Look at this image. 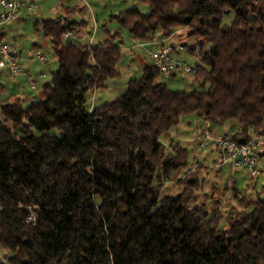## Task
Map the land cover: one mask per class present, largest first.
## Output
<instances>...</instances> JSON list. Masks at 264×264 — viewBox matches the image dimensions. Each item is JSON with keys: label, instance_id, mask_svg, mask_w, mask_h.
<instances>
[{"label": "trees", "instance_id": "16d2710c", "mask_svg": "<svg viewBox=\"0 0 264 264\" xmlns=\"http://www.w3.org/2000/svg\"><path fill=\"white\" fill-rule=\"evenodd\" d=\"M141 2L147 12L112 15L116 30L90 48L85 20L40 22L58 68L41 100L0 104V249L13 252L0 264H264V199L209 211L195 203L196 173L162 196L189 152L160 141L194 113L235 122L238 142L264 138V0ZM178 28L195 39L189 55L199 48L202 90H172L151 63L115 100L87 107L90 90L119 76L123 32L153 43Z\"/></svg>", "mask_w": 264, "mask_h": 264}, {"label": "rangeland", "instance_id": "374dc122", "mask_svg": "<svg viewBox=\"0 0 264 264\" xmlns=\"http://www.w3.org/2000/svg\"><path fill=\"white\" fill-rule=\"evenodd\" d=\"M35 1V2H34ZM34 9L29 13L24 12L20 15L19 20L11 21L5 24H0V33L3 32V41L9 44L11 50L20 56L21 65L23 67L30 68L33 72L37 70H43L45 74V81L50 82L52 79V73L58 68L56 58L53 56L50 47V41L46 38L41 30L40 22L42 19H51L57 16L63 7L70 9L73 17L76 20H85L87 22V28L81 30L83 34H90L95 31L93 44H97L106 37V30L113 32L117 28V22L112 15L118 13L119 11L129 8L131 6H138L142 12L148 11V5L141 0H34ZM234 19V13L232 11L227 12L223 16L222 24L230 25ZM39 22L37 25L36 22ZM123 44L121 45L122 54L120 61L117 64V70L119 71V76L111 79L107 82L106 87L100 89L90 90L87 93V107L101 106L105 103L115 100L118 96L124 93L128 81L138 78L142 74V66L138 60L132 57L130 52H139L143 55L145 59L148 60V55L144 51H149L150 47L140 48L135 47L138 43L134 42L132 38L126 32L122 33ZM168 41L174 43H182L187 47L195 43V39L189 37L187 28H178L173 32ZM45 42V45H44ZM34 44L40 46L42 52L46 55L47 64L34 63L31 60V54L33 53ZM134 44V45H133ZM132 46V47H131ZM132 48V49H130ZM199 48H196L195 55H189L187 52L184 53V60L195 65L196 55L198 54ZM33 63V64H32ZM49 66L47 67V65ZM162 81L172 90H179L190 92L191 90H202V88L193 81V76L178 72L175 79ZM46 82V83H47ZM6 91L3 95H0V104L4 102H10L11 99L9 95L13 92L11 91L10 83L6 85ZM21 87L27 88L26 80L21 81ZM206 84L204 88H207ZM191 115V114H190ZM192 119L189 115L185 116L183 121L178 123L173 127L168 134L161 136L160 141L164 145L170 144L171 140L180 141L188 148V167L186 169H181V173L188 172L193 168L192 171L188 173H196L198 178H204L205 182L203 187L195 192V203L200 205H205L206 208L211 210L219 211L226 214V210H220L227 203L222 199H216L213 197L211 192H207L206 183L209 182L210 176L215 168L212 164L215 161L219 162L217 154L211 152L207 148L200 147L193 140L195 137V130L192 126L188 125L187 122ZM51 134H57L56 130H52ZM170 133V134H169ZM179 144V143H178ZM217 151V150H216ZM200 167H197L196 164ZM237 171V170H236ZM229 168H223L221 173L216 176L215 184L219 187H225L227 180L229 178ZM236 176H239L241 183L239 185V190L247 189L246 173L242 170L237 171ZM187 175V174H186ZM174 177V176H173ZM181 179V178H180ZM177 180L175 182V187L172 189L166 183L162 189L163 195H177L181 191L182 186L178 184ZM215 185V186H216ZM260 193L261 198L264 199V192H261V183L254 185L253 189L248 190L247 194L252 191ZM231 195V194H230ZM243 198L244 201L248 200V196L242 195L236 197L237 203L240 205L241 201L239 199ZM241 207V206H240ZM240 210V209H239ZM13 252L0 249V257L5 258L4 255H11Z\"/></svg>", "mask_w": 264, "mask_h": 264}, {"label": "built area", "instance_id": "2783aa9c", "mask_svg": "<svg viewBox=\"0 0 264 264\" xmlns=\"http://www.w3.org/2000/svg\"><path fill=\"white\" fill-rule=\"evenodd\" d=\"M35 5L33 0H0V24L15 21L20 17L23 8L32 11ZM95 31L82 38L87 46L92 47ZM73 31H66L63 35L65 40L74 38ZM158 47L149 52L153 66L158 68L160 76L165 80L175 78L178 72L195 75L196 67L187 63L183 55L187 52V46L182 43L171 41H155ZM138 46L144 47V43ZM34 62L45 63L46 55L36 49L31 54ZM20 56L11 50L8 43L0 40V70H5L11 77H16L22 71ZM44 73L27 74V83L30 89H36L38 77H44ZM202 128L199 136L201 145L212 144L219 155L220 165H230L236 168L246 169L252 176L257 173V165L261 158V150L264 148V138L261 136H249L245 141L238 142L231 133L217 132L212 122L202 118ZM33 217H29L32 219Z\"/></svg>", "mask_w": 264, "mask_h": 264}, {"label": "crops", "instance_id": "0c3cea01", "mask_svg": "<svg viewBox=\"0 0 264 264\" xmlns=\"http://www.w3.org/2000/svg\"><path fill=\"white\" fill-rule=\"evenodd\" d=\"M23 12L25 14H27L30 11L27 10V8H23L20 15H22ZM57 13H58L57 16L55 18H51V19H56V20L62 21L64 23L69 22V21H78L73 17L72 12L68 8L63 7ZM19 19H20V17L17 20H19ZM81 20H83V19H81ZM86 35H87V33H85V34L82 33V37H84ZM2 37H3V32L0 33V39L1 40L3 39ZM134 42H136V41H134ZM137 43L139 44V42H137ZM138 44L135 47H137ZM44 45H45V42H44ZM138 47L143 48V49L146 47H150L149 51H147V50L144 51L145 53H147L149 61H147V59H145L143 57V55L139 52H133V53L130 52L131 53L130 55L140 62L142 69H143L145 66L151 64L149 52L156 49L158 47V45L153 44V43H144V47H141V46H138ZM36 49H40V46L37 44H34V48H33L32 52H34ZM130 49H132V48H130ZM32 62H34V61H32ZM34 63H39V62H34ZM41 64H47V61L45 63H41ZM21 66H22L21 67L22 71L16 77H11L10 75H8V73L5 70H0V95L4 94V92L6 91V87H7L6 85L9 82L10 83L9 87L11 88V91H13L9 95V98L11 99V101H13L15 99H20L24 104H26V103L41 100L43 97L42 87L47 82L44 80L45 76L44 77H38L36 89H34V90L29 88L28 83H27V88L23 89L21 87V81L26 80V82H27V74H39V73H43V70H37V71L33 72L30 68L23 67V65H21ZM48 66H49V64L47 65V67ZM170 80H173V78ZM185 116H187V115H184L181 117L179 124H180V122L183 121ZM189 116L192 119H190L191 121H188L187 124L192 126L195 130V137L193 140L196 142V144L198 146L203 147V148L208 147L211 150V152L215 151V153L217 154V151H216V148L214 147V145H212L210 143L205 144V145H201L199 143V136H200V132H201L202 124H203L201 119L203 117H201L199 114H196V113L191 114V115L189 114ZM212 126H213L214 130L217 132H226V133H231V134H234V132L237 129L236 123L233 121H228V120L217 122V123H212ZM170 143H179L182 146L186 147L184 144H182L180 141H177L176 139L171 140ZM217 157L219 158L218 154H217ZM196 165H197V167H200V165L198 163ZM212 167L215 169L213 170L212 175L210 176L209 182L206 183V187L208 189L207 192L210 191L211 194H213L214 198H216V199L224 198V200L226 201L225 202V203H227L226 206H223V208L221 207L220 210H226L227 213H230L233 210L241 209L240 205L237 203L238 201L236 200V197H240L242 195L248 196V199H251V200L261 198L260 193H258L257 191L254 192V190L250 194H247V189L248 190L253 189L254 185L261 183V192H264V148L261 150V158H260V161H259L257 168H256L257 173L254 176H252L244 168H236V167H232L230 165H220V163L215 161V160L212 164ZM223 168H229L230 173H229V178L227 180L228 184H226L225 187L221 188V187H219V185L215 184L216 183L215 178L217 175H219V173H221ZM192 170H193V168L190 169L189 171H192ZM236 170L237 171L242 170L246 173V177L248 178L246 190H239L238 187L241 183V180H240L239 176H236V174H235L237 172ZM188 172L181 173V170H178L175 173L173 179L170 182H167V184L172 189L173 187H175V185H174L175 182L177 180H180V178L182 179ZM199 179H200L202 187H203L205 179L204 178L203 179L199 178ZM261 199H263V198H261Z\"/></svg>", "mask_w": 264, "mask_h": 264}]
</instances>
